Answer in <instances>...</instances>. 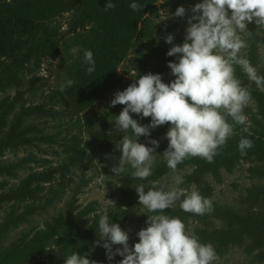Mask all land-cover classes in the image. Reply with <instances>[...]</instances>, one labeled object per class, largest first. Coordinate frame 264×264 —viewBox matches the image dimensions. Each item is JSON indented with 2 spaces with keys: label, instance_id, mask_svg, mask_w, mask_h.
<instances>
[{
  "label": "trees",
  "instance_id": "trees-1",
  "mask_svg": "<svg viewBox=\"0 0 264 264\" xmlns=\"http://www.w3.org/2000/svg\"><path fill=\"white\" fill-rule=\"evenodd\" d=\"M40 3L55 14L64 16L69 15V27L77 35L78 51L73 56L65 69H67L70 79L74 84L70 87L81 89L83 92L90 91L92 99L98 95V83L103 69V59L112 54H118L125 47L132 51L128 59L127 67L137 70L141 75L149 72L159 73L166 83H170L174 76L171 75V69L168 67V61L177 60L175 56L166 55L171 48L154 35V26L151 18H144L142 28L139 30L138 37L136 31L139 29V21L146 11L145 6L152 4L155 12L157 5L153 0H135L143 5L140 11H132L129 5L133 0H113L116 4L114 9L107 12L104 6L107 0H39ZM190 6L202 2V0H188ZM5 0H0L3 4ZM192 3V4H191ZM182 32L180 38L185 37V28L187 21L178 23ZM62 20L60 19H33L10 14L8 10L0 12V54L10 60V64L0 62V70L8 69V66H14L16 70L22 71L28 68L29 64L40 65L44 59L58 58L63 55L56 46L58 38L62 35ZM264 40V36L262 37ZM9 40V41H8ZM74 40V39H73ZM164 43V44H163ZM89 49L93 52L96 61V71L92 74L86 73L88 65L83 63V51ZM60 59V60H61ZM8 81H13L12 71H6ZM236 77L243 86H248L257 103L261 118L252 117L249 119L252 135L248 138L253 140L254 146L247 150L246 156H241L238 150V141L240 139L239 126L237 135L229 138L227 144L223 147L220 154L214 158L213 163H208L199 157L186 159L177 166V170L186 166H194L192 172L186 175V182L200 183L205 175L211 173L220 180L221 170L232 171L242 160L252 161L250 170L255 176L264 178V92L249 86L248 79L243 76L241 70H238ZM172 78V79H171ZM21 83V82H20ZM26 89H19L13 96L7 94L0 97V207L10 201L11 204L7 213L0 220V264H28L35 258L39 252L46 250V247L58 238L60 233H67L70 240L68 250L65 251L58 264H65L67 255L73 252H79L81 255L88 256L97 264L102 261L107 264V258H101V254L106 252L102 246H94L90 254L88 248L97 240V224L99 216L102 214H92L95 208L86 206L79 209L78 196L82 192L83 174L73 172L72 166L82 164L84 158L88 156V148L92 149L94 154L105 156V160L111 162V165L117 164L109 155L118 157L120 152L116 149V143L123 138V133L115 129L114 123L108 121V117L115 119L116 115L123 110L125 105H121L116 110L112 109L105 112L102 120L99 118H88L85 126L82 120L72 124L78 133L72 136L58 138L64 139L59 144L65 150H72L75 153L64 156L58 160L57 164H45L50 159L45 156L30 151L22 156H6L9 151L17 152L28 146H40L42 142L55 143L56 133H50L35 122V118L54 117L61 118L66 116L63 107L67 108L70 101L64 96L59 88H55L47 94L48 100L37 104H27L25 93ZM62 108H58V107ZM134 119L141 124L147 125L151 118H141L137 114H132ZM170 125L165 124L151 131V139H164L165 133ZM85 131L92 135L84 139L81 132ZM247 136V134H245ZM148 139L140 137V139ZM61 139V140H62ZM60 140V141H61ZM152 145L146 141H140ZM169 141L159 143L156 149V159L153 165V174L148 180L158 181L170 173L166 162L163 160L162 153L167 149ZM82 144L87 145L81 148ZM87 150V151H86ZM53 153V152H51ZM115 153V154H114ZM120 157V156H119ZM119 160V158H117ZM38 164V168L34 165ZM32 168L28 173L20 178L17 185H11L6 177L20 176L21 169ZM41 167V168H40ZM131 168L123 174V180L118 188L115 189L117 197L116 202L109 205L107 213L113 223L122 224L127 217L129 208L138 201V194L135 186L148 181L133 179L131 177ZM72 173V175H71ZM78 174V175H77ZM68 177L69 183L65 180ZM79 177V178H78ZM69 194L64 208L55 217L52 224L46 229L31 228L24 230L18 237L11 238L13 230L17 229L22 223L28 222L35 213H41L48 207L55 206L63 197ZM248 199L253 203L262 204L264 200V182L256 183L249 189ZM213 203V211L205 215H196L187 213L180 207H173L165 210L163 214L179 217L182 220H198L200 225L195 227L192 232L196 234L204 244H211L216 252V256L223 253L231 246L243 245L247 239L252 238L253 245L258 247L264 244V209H241L233 206ZM98 208H96L97 210ZM152 214V213H151ZM213 220L220 221L216 225ZM89 225L87 228L81 226ZM91 225V226H90ZM147 227V226H146ZM70 229V230H68ZM68 230V231H67ZM137 236V235H136ZM137 240L139 237L137 236ZM116 246H114L115 248ZM264 255V249L261 251ZM106 260V261H104Z\"/></svg>",
  "mask_w": 264,
  "mask_h": 264
},
{
  "label": "clouds",
  "instance_id": "clouds-1",
  "mask_svg": "<svg viewBox=\"0 0 264 264\" xmlns=\"http://www.w3.org/2000/svg\"><path fill=\"white\" fill-rule=\"evenodd\" d=\"M115 7L113 0H107L104 11ZM129 7L135 12L144 6L133 0ZM172 16L187 17L183 43H174V34L164 38L172 45L166 55L177 57L168 61L175 79L165 83L159 73L139 75L126 89L114 93L110 101L111 107L125 105L110 121L123 133V138L116 143L121 155L111 171L121 176L130 166L133 179L148 181L147 185L140 183L134 188L138 203L147 213H152L146 214L147 227L136 233L139 240L134 246L129 244V233L119 223H113L107 214L99 216V239L95 244L106 249L109 261L117 255L123 257L119 264H212L216 259L214 247L188 232L181 218L163 214L177 202L182 211L196 215L214 210L212 201L200 192L179 187L183 177L177 174V166L195 157L213 163L229 138L237 135L238 126L241 156H246L247 150L254 146L253 140L248 138L252 135L251 125L244 111L251 93L236 77L235 68L239 66L250 84L254 83L264 92V75L258 74L242 54L247 43L240 35H252L248 31L252 22L264 29V0H202L190 9L177 7ZM83 63L88 65L87 74L96 71L91 50L83 51ZM73 84L72 79H67L59 85V90L63 92ZM133 113L141 118L150 117V123L141 124L133 118ZM165 124L170 125L164 137L169 143L162 157L176 185L167 190L159 181L148 180L153 174L160 143L151 139V131ZM142 136L149 138L152 147L139 142ZM108 158L115 159L110 155ZM115 245L121 247L114 248ZM65 264L97 262L73 252L66 256Z\"/></svg>",
  "mask_w": 264,
  "mask_h": 264
},
{
  "label": "rangeland",
  "instance_id": "rangeland-1",
  "mask_svg": "<svg viewBox=\"0 0 264 264\" xmlns=\"http://www.w3.org/2000/svg\"><path fill=\"white\" fill-rule=\"evenodd\" d=\"M153 2L154 0L152 3ZM154 3L157 5L154 13H152L153 6L151 3L145 6L146 11L138 23L139 29L136 31L135 37H138L139 35L138 33L142 28L144 18H151L154 26V35L158 40H161L167 46L172 47V45L165 42L164 38L168 34H174V43H183L184 39L180 38L182 30L180 29V25L178 23L187 21V17L184 19L175 18L172 14L175 13L177 7L179 6H184L186 9H190V1L155 0ZM3 10H8L10 14H18L20 16L38 20L47 18L62 20V35L58 38L56 46L63 55L62 58H64V63L62 62L60 55L55 59H44L43 63L40 65H34L31 63L28 68L23 69L22 71H18L14 66L8 65H6V68L8 69L0 70V97L7 94L14 96L19 89H26L29 90L25 93L28 105L47 101V94H50V92L55 88H59V85L65 80L70 79L67 69L65 68L70 65L71 59L75 54H77L76 52L79 48L76 41L77 35L74 34L69 27V15L68 13H65L64 16L55 14L49 11L47 7L43 6L39 0H11V2H9V0H5L3 4H0V12ZM188 15H191L190 11ZM248 28V31L252 33L251 36L247 33L240 34L242 39H244L247 43V47L242 49V54L257 69L258 74L264 75V40L262 38L264 36V29L258 28L254 22L250 23ZM131 55L132 51L130 48L128 50L127 46L120 53L109 55L103 59L104 66L98 83L99 93L95 99L91 100L93 96L88 90L83 92V90L79 88H66L65 91H63V94L70 101L69 107H63L66 116L61 118H54L51 116L45 118L44 116L41 118H35V122L43 128L44 132L47 131L52 134L56 133V140H59L58 138L62 136L65 139L72 136L73 133H78V131H80L75 129V126H72L74 122L82 120L85 126L88 118H95V120L100 118L102 120L105 112H108L111 109L115 111L116 106H110V101L114 98V93L126 89L133 82V79H136L139 75H141L137 70L127 67L126 64L128 63V59ZM0 62L10 64V60L1 54ZM238 70L241 69L239 66H236L235 75ZM6 71L13 72V81H8V75L5 73ZM243 76L247 79L244 73ZM169 79L170 78L168 77L166 80ZM166 80H164L165 83ZM249 86L257 88L254 83L250 84L249 82ZM120 106L121 105H118V108ZM58 108L62 107L59 106ZM244 111L248 120H252L254 115L257 118L259 117V119H262L257 103L253 97H251L249 105ZM111 120H113V117L109 116L108 121L110 122ZM110 123L112 124V122ZM83 131L84 132H81V134L85 140L92 136L88 134L85 129H83ZM64 139L61 141H55L53 145L51 143L42 142L40 146H28L27 148H23L17 152L9 151L6 156H22L32 151L39 156H45L50 159L45 161V164H57L61 156L63 159L64 156L68 157L69 155L75 153V151L72 150H65V146L63 149V147L59 144V142H63ZM139 140L149 142L148 139L139 138ZM156 140H159L160 142L167 141L166 138ZM85 147H87V145L82 144L81 148ZM87 150L89 152L88 156L84 158L82 164L79 163L78 165L72 166L73 172H81V168H85V173L83 174L84 180L81 181L83 185L82 192L79 194L77 201L79 209L85 208L89 205L91 208H95V211L92 214H106L109 205L116 202L117 197L115 195V189L119 187L120 182L123 180V175L115 176V173L111 171L113 165H111L110 161L105 160V156L101 157L100 155L94 154L92 149L88 148ZM120 155L121 153L119 156ZM110 156L115 157V159L111 158L114 162L119 161L117 159L119 156L117 157L116 154H111ZM253 164L254 162L252 161L242 160L232 171L222 169L220 180L213 174L209 173L204 176L200 183L190 181L186 182V175L194 169V166H186L185 168L177 170V174L183 177V183L179 185V187L184 188L189 192L196 190L205 198L221 205L233 206L241 209L250 208L262 211L264 209V200H262V204L259 201L258 204L252 205L253 203L248 199L249 189L256 183L264 182V178L255 176L250 170V166ZM34 167L38 168V164L34 165ZM21 170L22 172H20V176L6 177L9 184L17 185L20 178L32 170V168H23ZM3 177L5 176H2L1 178ZM66 178L65 182L68 184V177ZM158 181L166 190L176 187L169 174L165 175ZM69 197V194L67 196L65 195L61 201L56 203L55 206L48 207L47 210L41 213L37 212L32 215L30 221L22 223L17 229L12 231L11 238L18 237L24 230L31 228L39 230L41 228L46 229L49 227V225L55 220L54 218L59 216V212L64 208ZM11 202L12 201L4 203L3 207H0V220H2L3 216L7 213L6 211ZM175 207H179V202H177ZM96 208L98 209L96 210ZM146 214L151 215V213H147V210L143 209V206L136 201L135 205L128 209L127 217L124 222L120 224L122 229L129 233L130 245L134 246V244L138 242L136 233L147 226L145 223L147 220ZM182 221L186 226V230L190 233L195 230L197 225L203 224H199L198 220L193 219H189V221ZM213 221L216 225L221 224L220 221ZM81 226L87 228L89 225H85L84 223ZM98 239L99 236L97 235V240ZM69 240L70 238L67 233H60L58 238L46 247V250L39 252L28 264H58L65 251L68 250ZM95 242L88 248L90 254L94 250L93 247L96 245ZM253 243L252 238H249L243 245H234L229 247L223 255L216 256V259L212 262V264H264V255L261 253L264 249V244L263 246L258 247L257 245H253ZM115 246L121 247L120 245ZM101 258H107L106 252L101 254ZM122 259L123 257L117 255L112 261H104H106L107 264H119V261ZM102 260L103 259H101L98 264H105Z\"/></svg>",
  "mask_w": 264,
  "mask_h": 264
}]
</instances>
